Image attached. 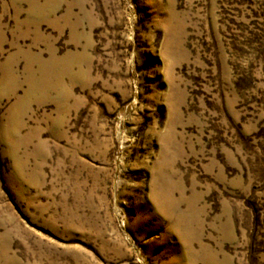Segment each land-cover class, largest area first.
Returning a JSON list of instances; mask_svg holds the SVG:
<instances>
[{
	"label": "rangeland",
	"instance_id": "1",
	"mask_svg": "<svg viewBox=\"0 0 264 264\" xmlns=\"http://www.w3.org/2000/svg\"><path fill=\"white\" fill-rule=\"evenodd\" d=\"M0 264H264V0H0Z\"/></svg>",
	"mask_w": 264,
	"mask_h": 264
}]
</instances>
